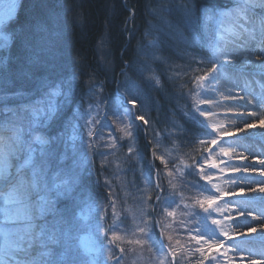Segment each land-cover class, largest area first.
<instances>
[{"label": "snow or ice", "instance_id": "1", "mask_svg": "<svg viewBox=\"0 0 264 264\" xmlns=\"http://www.w3.org/2000/svg\"><path fill=\"white\" fill-rule=\"evenodd\" d=\"M15 9L13 0L0 11V52L19 49L22 53L16 60L11 55H0V264H108V261L124 264L129 249L121 243L148 252L153 264H245L246 258L240 255L237 259V254L245 250L242 244L253 242L256 233H259L261 247L247 249L246 264H264V195H255L264 193V180L251 179L253 173L264 177V159L256 160L252 156L261 165L258 169L247 163L249 156L237 153L236 147L227 144L228 138L239 140L241 133L246 138L249 130L264 128V114L240 111L252 106L264 113V0H238L236 6L226 12H218L207 5L197 9L191 0L182 4L180 10L193 28L199 23L208 34L211 25L222 23L227 17L231 26L226 31L236 40L244 39L230 48L228 41L221 44L224 36L217 35L206 45L210 49L207 56L196 51L182 53L191 62L204 65L198 69L202 74L194 77L195 89H189L192 106L185 113L201 126L203 138L199 139V154L189 158L191 163L181 160L179 165H173L172 161L165 162L163 157L153 153L166 168L173 165L167 173L172 192L163 187L159 172L156 175L161 182L154 187L151 177H145L142 207L131 238L122 241L116 231H112L106 249L108 260L99 261L94 254L103 256V241L99 248L95 241L84 245L85 236L81 232L86 229L99 231L102 225L90 222L94 206H88V212L82 207L86 203L82 199V176L74 170L87 161L88 155L81 153L74 168L53 166L54 160L68 159V141L77 139L80 127L76 113L67 115L76 77L61 75L51 50L49 38L55 34L58 19L46 11L44 0H35L31 19L17 23L16 27L10 25L6 31L5 25L12 21ZM256 9L262 14H257ZM195 39L198 41L199 37ZM253 41L254 46L251 45ZM210 81L221 87L210 85L206 88ZM255 84H259V91ZM234 88H239L244 95L233 94ZM210 92L222 99L209 95ZM34 95L37 98L33 99ZM128 103L135 107L134 100ZM204 105L207 107H202ZM218 108L224 109L223 113L216 112ZM124 113L129 123L119 130L126 137H133L136 126L131 121L132 113L128 109H124ZM218 119L237 123L229 126ZM135 120L149 123L144 115H136ZM61 121L62 126L58 127ZM93 122L100 123L99 120ZM87 135L89 138L94 135L91 127ZM79 138L83 140V135ZM109 139L112 142L105 146L115 149L116 141L111 134ZM61 142L65 150L58 154L56 146ZM88 147L91 149L93 145ZM128 151L133 152V149L129 147ZM234 160L241 163L234 164ZM107 162L104 157L102 164ZM193 174L204 183L192 184L199 198L183 207L191 209L197 205L205 214L201 219L211 218L215 230L189 226L192 214L176 211L180 204L174 181H181L182 187L187 188L183 177ZM222 184L229 187L224 188ZM179 199L183 201L184 197L180 195ZM112 207L116 217L115 202ZM213 213L227 215L212 218ZM240 217L245 219L240 220ZM248 217L256 223L250 224ZM173 224L183 227L186 240L173 238L170 232L177 231ZM227 225H231L230 231L226 230ZM112 227L109 226V231ZM156 228L160 229L159 235ZM81 248L88 259L84 258ZM116 248H119V255Z\"/></svg>", "mask_w": 264, "mask_h": 264}, {"label": "rangeland", "instance_id": "2", "mask_svg": "<svg viewBox=\"0 0 264 264\" xmlns=\"http://www.w3.org/2000/svg\"><path fill=\"white\" fill-rule=\"evenodd\" d=\"M22 0H14L16 4L15 13L13 16L12 21H9L5 25V30L9 29V26L16 27L15 23V16L19 5L21 4ZM53 0H46L45 3L47 4L46 11L51 12L55 17L58 19V27L55 29V34L52 35L49 39L51 41V50L52 53L55 54L56 61L61 68V75L64 77L68 76H75V87L72 91L71 97V104L69 105V111L67 115H72L76 113V120L79 121L80 127L77 129V139L75 141L69 140L68 141V150L67 155L68 159L65 161L54 160L53 166L59 165L60 167L66 168H74V162L80 160L81 153H87L88 159L86 162H81V167H75L74 170L79 172L82 176V186H83V193L82 199L86 202L84 207L85 212H88V206H94L95 212L90 214V222L95 224L97 222L101 223L102 227L99 231L93 229L89 232L87 229L81 232L82 236H85L84 245H89L92 241H95V245L97 248L100 247L101 241H103L105 251L103 256L99 254H94L96 259L99 261L101 259L108 260L107 248L109 247L108 240L111 239V232L116 231L117 235L121 237L123 241L125 238H131L130 233L134 231L137 221V217H139L140 210H141V199L144 196V189H145V177L150 176L152 179V185H154L153 176L154 172H159L161 174V179L163 180V187L168 190L169 193L172 192L171 187L168 184V177L167 173L171 169L173 165H179L180 161L183 160L185 164L191 163L190 157H196L200 151L199 139L203 138V132L201 131L195 137V141L193 142L192 137L187 138V140L180 136L181 132L184 130V127L181 125V120L179 119L180 114H185L187 110L192 106V93L189 89H195V84L193 83L194 77L196 75L202 74L201 71L198 69H202L204 65L193 63L187 57L186 60H183L180 63L179 67L173 66L172 68V75L178 73L180 71V75L184 78L188 76H192L189 88L184 87L179 83L176 87L174 81H178L171 79L172 86L175 87L173 91L177 92L178 95L186 94V98L182 97V100L179 99V105H177V111H173L169 116L171 118L169 124L162 126V118L159 117L158 123H152L147 116H144L146 120L149 121L146 125V138L148 140L147 145L145 142L142 141L143 145L147 149H152V157L146 153V150L143 146H139L138 142L140 141V136L137 129V124L133 122L132 118L131 121L135 124L136 130L133 137H126L119 128L123 127V125L128 124L129 120L124 118L125 113L124 109H128L124 104L121 105V94L127 95L129 97L128 100H134L136 109L137 103L148 111L149 105L152 102L150 84L146 81L145 75L147 78L152 76L154 79L155 84L162 83L163 79L160 75L164 74L162 70L163 63L159 64V60L157 57H162L163 60H168L171 57L170 52L177 56H181V48L184 51H196L195 49H201L203 51L204 56H207L210 52V49L206 46L209 39H215L217 35H224L223 31L218 30L219 24H214L210 26V32L208 34L205 33L204 28L198 23L195 28H193L188 21L185 19L181 9L183 3L186 0H161V6L157 5V7H153L148 10V16L152 19L145 18L148 20L150 24L147 27V30H144V36L146 39L143 40L142 44V52L137 54L143 55L147 57V61L140 63L139 66L133 70L132 66L128 65L127 72H119L120 68L118 69H110L111 66L113 68L112 61H108V66L106 68V73L101 79H95L94 76L91 75L89 79L90 82H87L85 86H78L76 84L77 77L79 75L78 69L80 68L79 60L73 59V50L68 48V42L71 41V36L69 33L66 32L72 21H70L69 14L72 13V8L75 7L73 4H66L63 0H57L58 3L55 5L51 3ZM127 0H121L122 3H126ZM160 2V0H157ZM197 0H191V3L198 9L200 5L196 3ZM13 0H0V11L6 9ZM49 2V3H47ZM229 2V3H228ZM238 0H227L224 5L219 7L213 6L218 12H226L231 8H234L237 4ZM32 3V2H31ZM49 4V5H48ZM159 4V3H158ZM54 5V6H53ZM207 5V4H206ZM64 6V7H63ZM159 7V8H158ZM211 7V6H210ZM57 8L63 10L64 13H58ZM142 11V10H141ZM140 11V12H141ZM257 14H262L260 9H256ZM141 14V13H140ZM197 15L199 13L197 12ZM66 16V17H65ZM30 17V16H29ZM66 19H65V18ZM171 17V18H169ZM173 17V18H172ZM31 19V17H30ZM224 20V18H223ZM27 21V20H26ZM130 20H127V22ZM227 22V18H225ZM125 22V24H127ZM230 22V20H229ZM70 23V24H69ZM146 23V22H145ZM127 30V29H126ZM133 34V33H132ZM200 35V36H199ZM177 38L179 41H176L174 47H170L168 44L169 42L166 38L163 37H170ZM199 37L197 41L195 37ZM244 37L240 40L229 41L228 47L232 48L235 47L236 44L242 43ZM225 41H221V44H224ZM181 42V43H180ZM167 43V44H166ZM180 43L179 48H176L177 45ZM236 43V44H235ZM253 42H251L252 44ZM107 44H103L101 47V51L104 55L110 57L109 54L113 55V52H109ZM191 46V47H190ZM112 50V49H111ZM121 50V49H120ZM16 51L21 56L22 53L19 49H12V50H5L0 52V55L8 56L11 55L13 60H16L14 57V53L16 55ZM100 52V51H99ZM182 54V53H181ZM200 55H202L199 52ZM174 56L171 60L172 64H175V61L179 62L180 59ZM123 57V53H119V58ZM154 58V59H153ZM152 60V63L150 62ZM155 60V62H154ZM162 60V61H163ZM175 60V61H174ZM174 61V62H173ZM78 63L74 65V63ZM170 62V60H168ZM170 62V63H171ZM65 63L67 65H65ZM112 63V64H111ZM157 65V67L154 65ZM135 64V63H133ZM138 64V63H137ZM177 64V63H176ZM190 65V66H189ZM149 66V67H148ZM11 67V65H10ZM238 67V65H237ZM109 68V69H108ZM108 69V70H107ZM141 69L144 71L142 73ZM138 70V71H137ZM162 72H161V71ZM171 70V68H170ZM114 73V74H113ZM118 76L116 77V75ZM145 74V75H144ZM88 76V75H87ZM115 77V80L113 78ZM176 76V75H173ZM177 77V76H176ZM182 77V78H183ZM110 81H112L110 83ZM184 82V80H182ZM167 83V82H166ZM177 83V82H175ZM112 86V92L108 91L109 85ZM149 85V86H148ZM210 85H215L216 87H221V85H216L214 81H210L209 85H206V88ZM256 85V84H255ZM254 87L257 91H259V84ZM108 87V88H107ZM177 88V89H176ZM107 90V93H106ZM236 92H241L239 88H234ZM78 91V92H77ZM197 92L199 90H196ZM243 93V92H242ZM209 95H215L217 99H222L219 97L217 93H208ZM240 94V93H239ZM37 98L36 95L33 96V99ZM149 98V99H148ZM150 100V102H149ZM176 101V100H175ZM96 105H100L99 108ZM145 105H148L147 108ZM206 107V105L202 106ZM248 107V111H250ZM129 110V109H128ZM246 110V109H245ZM216 112L220 113L218 109H215ZM241 111V110H240ZM81 114L84 115V118L81 119ZM115 114V117H114ZM177 114L178 116H176ZM264 114V113H260ZM187 117L186 115H183ZM119 118L118 120L116 118ZM147 117V118H146ZM189 118V117H187ZM203 119V118H201ZM213 118H210V120ZM99 120L100 123H94L93 121ZM116 120V122H114ZM189 120V119H188ZM191 120V119H190ZM195 122V121H194ZM218 122L224 123L225 125H232L233 122L226 120L223 122L221 119H218ZM63 121L58 124L62 126ZM196 123V122H195ZM199 125L198 123H196ZM160 125V126H159ZM150 126V127H149ZM200 126V125H199ZM88 127H91L94 135L89 138L87 135ZM201 129V126H200ZM71 130H69V135H71ZM109 134H111L112 139L116 141V148L110 149L105 145L112 142L109 139ZM83 135V140L79 137ZM189 136H192V133L189 132ZM245 136V134H244ZM254 138L259 139L262 142V145H259L255 142L257 148L253 146V143L247 142L246 140H254ZM243 139V140H242ZM95 141H99L98 144L94 143ZM151 141V142H150ZM255 141V140H254ZM196 144L192 147L193 144ZM250 143V144H249ZM264 128H257L249 130V134H247L246 138L236 139L234 137L228 138L227 144H231L234 147L236 146L238 152L245 153L243 155L249 156V160L247 163L253 164L256 168H260L261 165L256 163V160L263 157L264 159ZM92 144L93 147L89 149L88 145ZM198 145V146H197ZM249 145V146H248ZM227 146V145H226ZM243 146L246 147L247 150L243 149ZM263 146V149H262ZM57 147V152L63 153L65 148L63 142H61ZM131 147L133 152H129L128 148ZM155 152H154V150ZM255 149H259V154H254ZM249 150L250 153L248 152ZM218 151V149H217ZM153 153L156 154L158 157H163L164 161H172L173 165H169V167H165V164L161 163L159 159L154 158ZM251 154V155H250ZM252 156H255L256 160L252 159ZM261 156V157H260ZM104 157H107L108 162L102 164V160ZM140 157H143L141 159ZM239 164L241 161L234 160L232 163ZM158 163V164H157ZM234 163V164H235ZM96 164V165H95ZM98 174V177L96 178ZM155 176L157 177V175ZM253 176L256 178H264L259 176L258 174L253 173ZM198 177V178H197ZM92 180V181H91ZM95 180V182H94ZM108 181L105 184V181ZM199 180V181H198ZM160 183L161 180L158 179ZM177 185V203L180 204V208L176 209L177 213L179 214L181 211H189L192 215L189 219V226L201 227L206 226L207 229H215V226L211 224V218L208 220H202L201 218L205 215L197 205H193L191 209H184V204H192L194 199H198V195L194 189H192V184L195 183H204L200 180L198 175H190L183 177V184L187 185V188L182 187L181 181L177 180L174 181ZM224 188H228L229 185L222 184ZM157 191V190H156ZM158 192V191H157ZM180 195L184 197L183 201L179 199ZM262 194L258 195L261 196ZM264 195V194H263ZM236 199V198H232ZM113 202H115V210L118 213L116 217L113 216ZM152 203L155 204V195H152ZM151 211V208H148ZM255 211V209H254ZM222 215V214H221ZM220 214L213 213L212 218H221ZM183 218V217H180ZM172 219V218H170ZM240 220H244V217H240ZM250 224H255L256 222L251 220V217L247 218ZM121 221H124L121 223ZM197 221H200L199 223ZM112 225L113 227L109 231V226ZM231 227V225H228ZM173 228L177 229L175 232H170L173 235V238H180L183 242L187 239V234L184 232L183 227H179L176 224H173ZM127 229V231H125ZM226 230L227 227H226ZM107 231L108 238L105 239V233ZM158 235V232L156 230ZM258 234V235H256ZM253 234L255 238L251 244H242L241 247L244 249L248 248H257V246L261 245L260 240L258 239L259 233ZM242 239V238H240ZM259 241V242H258ZM258 242V243H257ZM79 244L80 242L77 241ZM256 244V245H255ZM121 246L127 247L129 252L125 257L124 264H153L150 260V254L146 251H142L139 249L138 246L135 245H127L121 243ZM81 253L84 255L85 259H88V254L84 252V249H80ZM117 255L120 254L119 248L115 249ZM246 251V250H245ZM230 255V254H229ZM240 255H243L245 259V264L247 261V257L249 254H245L243 251L242 253L237 254V259ZM258 258V257H255ZM108 264H113L112 261H108Z\"/></svg>", "mask_w": 264, "mask_h": 264}, {"label": "trees", "instance_id": "3", "mask_svg": "<svg viewBox=\"0 0 264 264\" xmlns=\"http://www.w3.org/2000/svg\"><path fill=\"white\" fill-rule=\"evenodd\" d=\"M45 1L46 0H44V2ZM63 1L66 4H73L75 6L72 8L73 9L72 13L68 15L69 16L68 19L72 21V24L69 23L70 26L68 27L66 32L69 33L71 36V41L68 42V46H69L68 48L70 50L72 48L73 50V59H75V61L79 60V64L73 62L74 65L78 64L80 66V68L78 69L79 75L77 77V82H76L77 85L79 84L78 86L82 87L85 86L87 82H90L89 79L91 78V75L98 80L101 79L100 77L108 75L106 73V68L108 66L109 60L112 61L113 63V64L111 63L113 65V68L111 66L110 69H114V71L115 69L124 67V61L128 62L129 63L128 65L132 66L133 70H135L136 67L139 66V64L143 63L144 61H147L148 63L149 59H147V57H144L143 55L142 58V55L137 53L138 51L142 52L143 50L142 39L143 40L146 39V36H144L145 33L144 30L146 31L147 27H149L150 25L148 23V20L145 19L149 17L148 10L153 7H157V5L161 6V2H162L161 0L160 2L157 0H127L125 4L122 3L121 0H63ZM226 2L227 0H197L196 1V3L200 6L207 4V6L209 7L210 6L219 7L221 5H224ZM34 3L35 0L21 1V4L19 5V8L15 16L16 24L26 22V20L30 19L31 15L35 11ZM51 3L57 5L58 1L53 0L51 1ZM128 7L134 10V15L130 22L126 21V18L129 15ZM57 12L64 13V11L63 10L61 11L60 8L59 9L57 8ZM149 19L152 18L149 17ZM125 22H127V24H125ZM127 34L129 35V38L127 44L125 45ZM163 38H166V40L169 42L168 45L170 47H174L176 41H179L178 39H176L177 36L176 38L175 36L174 38H172V36L163 37ZM180 43L177 45L176 48L182 47L179 46ZM103 44L104 45L107 44L106 46L109 49L108 51L111 53L113 52V55L109 54L110 57H108V55L106 56L105 53L103 55L101 51V47ZM195 50L198 53L200 52L203 56L205 55L203 54V51H201V49H195ZM121 51L123 53V57L119 58V53H121ZM181 53H183L182 48H181ZM181 53H180L181 56L179 57L170 52L171 57L168 58L170 62L171 60H173L172 58L174 56H177L176 58L179 57L178 59L181 60L179 62L174 60L175 64H172V62L171 63L168 62V60L167 61L163 60L162 57H158V56L154 57L157 58V60H159V64L163 63L162 70L163 73L165 72V75L164 74L160 75L162 78H164L162 83L155 84L152 76L149 77L148 79L147 75L144 74L145 75L144 77H146V81H148L150 84L149 93L151 92L150 95L151 97L149 98H152V102H150L149 100V102L151 103L149 107L152 108H149L147 111L144 108V106L141 107L137 103V112L138 115L147 116L152 123L154 122L158 123V119L159 117H161L162 126L169 124L168 122H170L172 118V117L169 118L170 117L169 115L173 111L178 110L177 105H179L180 103L179 99L182 100L183 97L186 98L187 100L188 98L186 97V94L178 95V93H175L179 89L176 88L177 90L174 92L173 89H175V87H173L171 83V79L173 81V79L175 80L176 78V80H178V81H174L176 87L180 83L181 85L187 88L186 90H188L189 88V84L192 78L191 75L188 76L187 78H184L183 76L180 75V71L178 73H175L177 72L176 71L177 69H175V72H173L174 73L173 75H176L177 77L173 76L171 73L173 66L179 67L180 63H182L183 60L187 59V56ZM14 57H16V59L20 57L17 51H16V55L14 53ZM150 62L152 63V60H150ZM65 65L67 64L65 63ZM154 65L157 67L155 63ZM130 66H126L124 72H127L128 69L127 67ZM128 70H131V68ZM143 70L141 69L142 73H144ZM113 80H115V77L113 78ZM182 80H184V82H182ZM111 82L112 81H110V83ZM107 90L112 92L111 84L109 85V88ZM129 97L130 95L129 96L127 95L128 99ZM147 106L148 105H145L146 108ZM175 115L178 116L177 114ZM183 115L182 114L179 115V119L181 120V125L182 127H184V130L180 131L181 132L180 136H183L186 140L187 138L192 137L194 142L197 133L200 132L201 130L200 126L197 125L193 120H190V118H187L188 117L187 115H186L187 117ZM189 132L192 133V136H189ZM139 135H140V131H139ZM193 142L189 144H193ZM138 144L139 146H143L144 149L146 150V153L148 154V149L145 147V145H143L142 141H139ZM195 145L196 144H193L192 147H194Z\"/></svg>", "mask_w": 264, "mask_h": 264}, {"label": "bare ground", "instance_id": "4", "mask_svg": "<svg viewBox=\"0 0 264 264\" xmlns=\"http://www.w3.org/2000/svg\"><path fill=\"white\" fill-rule=\"evenodd\" d=\"M225 18H227V17H225ZM225 18H224V20H223V22L220 24V26H218V30H220V31H223V33H224V38H225V40H227L228 42L229 41H232V40H234V37H232L226 30L231 26V24H230V22H229V18H227V22L225 21ZM236 44V43H235ZM254 44H255V42L253 41V43L251 44L252 46H254ZM253 59H255V57H252ZM257 85V84H256ZM255 85V86H256ZM238 92H236V90H233V94H237ZM240 93V95H244V93H242V92H239ZM220 97V96H219ZM221 98V97H220ZM207 107V106H206ZM250 108V111H257L258 112V114H260L259 113V110L258 109H256V108H253L252 106H249ZM218 110L219 111H221L220 113H223V111H224V109H222V108H218ZM241 111H248V109H240ZM223 122H225L227 119H221ZM229 121H231V122H233V124L232 125H234L235 123H237L236 121H233V120H229ZM229 126H231V125H229ZM259 128V127H258ZM138 129V133H139V131H140V141H143V142H148V140H147V138H146V133H147V131L146 130H143V129H141V128H137ZM256 130H257V128H256ZM240 136L242 137V138H244L245 136H244V134L243 133H241L240 134ZM243 140V139H242ZM255 140V141H254ZM254 140H252V139H250V140H246L247 142H251V143H253V146H255V148H257V146H256V144H255V142H257L259 145H262V142L259 140V139H257V138H254ZM250 144V143H249ZM264 144V143H263ZM249 146V145H248ZM236 147V146H235ZM238 148L236 147V150H237ZM243 149H245V150H247L246 149V147H244L243 146ZM262 149H263V146H262ZM259 149H255V151H252V152H254V154H259V151H258ZM250 151L251 150H249L248 152L250 153ZM237 153H239L238 152V150H237ZM240 154H242L241 152H240ZM243 154H245V153H243ZM261 157V156H260ZM260 159H263V157H261V158H259V160ZM235 163V162H234ZM236 164V163H235ZM251 179L252 180H256V181H260V180H264V178H256L255 176H253V175H251ZM251 186H253V187H255L256 185L255 184H252ZM260 194H264V193H256L255 195L256 196H258V195H260ZM217 214V213H216ZM221 215V214H220ZM222 215H227V213H223ZM227 227V229L230 231L231 230V227L230 226H226ZM215 230V229H214ZM256 235H258V234H256ZM243 239V238H242ZM256 245V244H255ZM245 249V248H244ZM246 250V251H245ZM244 250V252H245V254H249L248 253V251H247V249H245ZM230 255H231V253H229Z\"/></svg>", "mask_w": 264, "mask_h": 264}]
</instances>
